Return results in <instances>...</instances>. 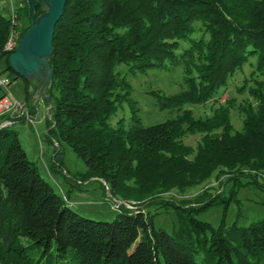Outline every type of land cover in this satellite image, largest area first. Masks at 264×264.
I'll return each instance as SVG.
<instances>
[{
  "label": "trees",
  "instance_id": "obj_1",
  "mask_svg": "<svg viewBox=\"0 0 264 264\" xmlns=\"http://www.w3.org/2000/svg\"><path fill=\"white\" fill-rule=\"evenodd\" d=\"M15 1L14 21L0 4L8 87L19 77L8 67L5 43L12 29L23 35L31 26L26 0ZM253 58L238 89L249 99L236 105L230 98L204 118L184 108L214 101ZM122 64L130 72L182 68L184 89L151 92L159 109H173L175 117L143 125L117 71ZM49 65L47 136L84 162L82 181L101 179L125 202L110 222L77 214L40 176L17 134L0 128V264H264V219L243 227H226L222 219L214 228L195 217L227 204L241 187L260 186L259 179L264 185V0H66ZM23 81L28 100V84L36 83ZM124 102L128 123L112 124ZM232 109L242 115L240 131ZM188 135L200 136L195 148L184 143ZM197 186L201 191L187 198ZM169 209L177 219L171 233L154 226L159 210Z\"/></svg>",
  "mask_w": 264,
  "mask_h": 264
},
{
  "label": "rangeland",
  "instance_id": "obj_2",
  "mask_svg": "<svg viewBox=\"0 0 264 264\" xmlns=\"http://www.w3.org/2000/svg\"><path fill=\"white\" fill-rule=\"evenodd\" d=\"M2 13L8 16L12 8H16L15 0H0ZM44 9V8H43ZM255 59H250L243 69L232 76L225 88H222L214 97V101L206 104H186L184 108L192 110L195 118H204L212 115L213 109L218 104L233 98L236 105L243 103L249 96L246 91L239 93L238 89L242 87L244 79L248 78L252 70V64ZM252 63V64H251ZM5 61H0L1 76L7 75L3 72ZM121 76L126 77L131 88V98L135 101L138 108V114L142 124L145 126L162 123L172 119L176 115L173 109L161 110L157 106L151 92H161L165 95H174L185 88L184 73L182 68L163 70L159 68H148L145 71L130 72L128 66L122 64L117 68ZM35 82L33 85L28 84L29 99L26 100L25 82L19 78L9 86V95L20 103H25L29 113L32 110L37 116L35 124H30L24 118H18L13 126L9 129L17 134L18 140L25 150L28 159L35 163L40 176L54 189V191L66 199L69 207L77 214L95 221L110 222L115 219L120 210L118 203H123L121 197H113L107 188V185L98 178H91L82 181V175L86 171V166L80 160L73 150L64 142L51 139L47 136V122L51 120V106L45 101L46 98L39 94L42 80L31 79ZM2 95L0 91V96ZM31 114V113H30ZM130 108L127 102H124L118 109L111 123L115 124L119 119H124L127 124L130 118ZM230 119L235 131L242 128V115L237 109H232ZM199 135H188L184 138V143L196 147L199 142ZM60 150L57 160L62 167H57L54 162L56 151ZM210 185L213 191L219 186L217 180L212 178ZM260 186L250 184L241 187L235 198L227 204L220 203L205 210L199 211L195 217L199 220L208 222L214 228H217L222 219L226 227L233 224L237 226H247L250 223L264 219V185L259 179ZM229 184L226 185V190ZM202 186H197L189 191L187 198H193L200 192ZM218 190V189H217ZM227 196V193L226 195ZM181 199L179 196H175ZM226 207V208H225ZM148 210H155L150 207ZM154 226L163 228L171 233L177 228V219L172 209L167 211L159 210L154 216ZM36 256V255H35ZM201 255L196 257L199 262Z\"/></svg>",
  "mask_w": 264,
  "mask_h": 264
},
{
  "label": "water",
  "instance_id": "obj_3",
  "mask_svg": "<svg viewBox=\"0 0 264 264\" xmlns=\"http://www.w3.org/2000/svg\"><path fill=\"white\" fill-rule=\"evenodd\" d=\"M23 1V0H20ZM31 19L30 28L20 37L15 51L8 57V67L23 80H42L39 91L52 85L53 73L49 65L55 26L61 18L66 0H26ZM45 11L37 15V10Z\"/></svg>",
  "mask_w": 264,
  "mask_h": 264
},
{
  "label": "built area",
  "instance_id": "obj_4",
  "mask_svg": "<svg viewBox=\"0 0 264 264\" xmlns=\"http://www.w3.org/2000/svg\"><path fill=\"white\" fill-rule=\"evenodd\" d=\"M11 18L14 21L16 19V12L11 7ZM21 29H12L5 43L4 49L8 53H13L17 46V43L21 37ZM0 128L13 126L18 118H24L30 124H35L36 114H30L28 107L25 103H20L13 99L9 95L8 80L6 77L0 75ZM120 205V203H118ZM127 208H131V204L124 203ZM118 207V206H117Z\"/></svg>",
  "mask_w": 264,
  "mask_h": 264
}]
</instances>
